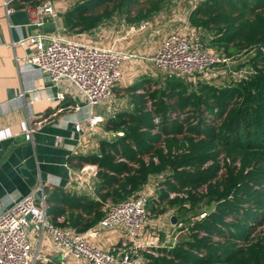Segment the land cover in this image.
Wrapping results in <instances>:
<instances>
[{
	"label": "trees",
	"instance_id": "trees-1",
	"mask_svg": "<svg viewBox=\"0 0 264 264\" xmlns=\"http://www.w3.org/2000/svg\"><path fill=\"white\" fill-rule=\"evenodd\" d=\"M171 6V0H77L63 17L68 30L82 33L115 13L131 18L137 9L132 21L141 22ZM191 10L187 22L232 62L220 67L244 75L216 82L202 73L163 71V84L143 76L125 88L128 106L102 123L111 135L99 138L98 151L69 158L78 169L98 165L99 198L56 187L47 195L48 218L84 233L103 219L108 199L126 200L152 178L153 212L174 208L184 226L182 211L195 218L175 246L145 253V264H264V0H200Z\"/></svg>",
	"mask_w": 264,
	"mask_h": 264
},
{
	"label": "crops",
	"instance_id": "crops-1",
	"mask_svg": "<svg viewBox=\"0 0 264 264\" xmlns=\"http://www.w3.org/2000/svg\"><path fill=\"white\" fill-rule=\"evenodd\" d=\"M7 1L0 0V214L41 183L45 185L46 195L56 187H63L99 198L94 186L98 165L84 164L78 169L69 163V158L73 154L98 151L99 138L111 135L103 129L102 123L93 135H89L86 129L78 132L76 124L83 123L93 114L105 118L115 111L107 103L90 107L66 80L55 85L37 69L22 68L24 58L33 54L35 49L15 45L20 39L36 33L75 39L71 34L77 32L68 30L64 21L63 14L67 10L61 11L57 4L56 13L39 26L34 23L35 8L39 4L31 0H11L7 5ZM8 9H12L10 13ZM61 91L65 94L64 99L59 98ZM31 121L42 123L28 140L19 132ZM87 166L89 169H85ZM92 166L96 169L91 172ZM148 185L141 191L148 189ZM153 186L150 196L157 194L156 185ZM109 203L113 202L108 199L105 206ZM149 210L148 224L136 243L151 249L175 246L185 234L181 229L182 221L177 225L171 223L176 210L168 207L162 214ZM59 219L62 222L66 218ZM98 224L86 231L90 240L104 249L113 250L125 237V231L102 228ZM31 239L34 251L39 253V261L60 264L68 260L53 249L50 235L42 233L38 225H33Z\"/></svg>",
	"mask_w": 264,
	"mask_h": 264
},
{
	"label": "built area",
	"instance_id": "built-area-1",
	"mask_svg": "<svg viewBox=\"0 0 264 264\" xmlns=\"http://www.w3.org/2000/svg\"><path fill=\"white\" fill-rule=\"evenodd\" d=\"M10 2L8 0L6 4ZM11 10L8 9V12ZM56 11L52 0L42 1L35 8L34 23L43 26ZM147 27L148 21H142L138 30H146ZM184 27L183 30L180 28L167 34L149 56L46 33L22 38L15 45L33 46L35 49L33 54L24 58L22 68L37 69L47 81L55 85H60L63 80L68 81L94 108L113 97L115 87L124 78L127 60L147 59L166 73L190 78L207 69L220 67L221 63L230 62L225 55L205 42L200 28ZM59 98H65L64 92H59ZM104 119L102 115L93 114L75 127L78 132L86 129L89 135H93ZM41 123L31 121L19 133L29 140ZM85 169H89V166ZM90 169L92 172L96 166ZM176 195L175 192L170 194L172 198ZM149 197L146 191H140L126 200L105 206V215L98 225L125 231L123 240L111 250L93 243L87 232L69 231L51 222L47 213L49 206L45 185L41 183L0 214V264H36L40 260L31 239L33 225H38L42 233L48 232L53 249L64 259L76 258L86 264H145V253L160 255L155 249L136 243L151 216ZM204 215L201 214V217Z\"/></svg>",
	"mask_w": 264,
	"mask_h": 264
},
{
	"label": "rangeland",
	"instance_id": "rangeland-1",
	"mask_svg": "<svg viewBox=\"0 0 264 264\" xmlns=\"http://www.w3.org/2000/svg\"><path fill=\"white\" fill-rule=\"evenodd\" d=\"M55 5H60V10H68L75 1L77 0H52ZM144 1V0H140ZM171 8L164 9L159 13L155 14L152 18L146 19L148 21V27L146 30L139 31L138 28L141 22L132 21V18L137 15V9H133L131 13V18L126 15V12L115 13L113 18L106 19L102 24L90 32H77L71 34L75 39H80L82 41H88L93 43H100L105 46H114L115 48L126 51V52H137L140 55L145 54L149 56L154 50L160 45L163 38L181 28L183 30L184 26H193L188 19L190 16L191 9L193 5H197L200 0H171ZM186 17V18H185ZM232 62L229 63V66ZM124 78L115 87L113 97L107 102V104L112 106L113 112L115 109H124L128 106V96L127 91L124 89L132 85L135 81L139 80L143 76H150L158 80L160 84L165 81V73L156 67L150 60L147 59H132L127 60L124 65ZM244 75L242 70L237 71L236 68L232 67H213L205 70L202 73V77L207 79H214L216 82L221 81V76L228 78H240ZM196 77V76H195ZM196 79V78H195ZM159 84V85H160ZM116 110V111H117ZM156 185V180H152L148 185V189L145 191L149 194L153 185ZM154 192V190H153ZM181 216L186 223L195 218L193 212L182 211ZM186 220V221H185ZM184 226V223L182 227ZM184 226V227H185ZM264 229V226L263 228ZM186 234L188 229L183 230ZM42 261V260H41ZM60 264H85L83 260L70 258L68 260L62 261Z\"/></svg>",
	"mask_w": 264,
	"mask_h": 264
},
{
	"label": "water",
	"instance_id": "water-1",
	"mask_svg": "<svg viewBox=\"0 0 264 264\" xmlns=\"http://www.w3.org/2000/svg\"><path fill=\"white\" fill-rule=\"evenodd\" d=\"M171 223H172L173 225H177V224H178V218H177L176 215H172V216H171Z\"/></svg>",
	"mask_w": 264,
	"mask_h": 264
}]
</instances>
